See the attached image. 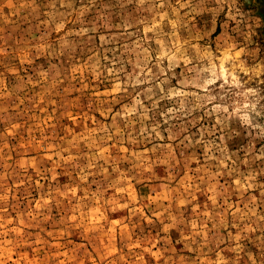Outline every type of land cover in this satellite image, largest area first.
I'll list each match as a JSON object with an SVG mask.
<instances>
[{
  "label": "rangeland",
  "instance_id": "374dc122",
  "mask_svg": "<svg viewBox=\"0 0 264 264\" xmlns=\"http://www.w3.org/2000/svg\"><path fill=\"white\" fill-rule=\"evenodd\" d=\"M0 264H264V0H0Z\"/></svg>",
  "mask_w": 264,
  "mask_h": 264
}]
</instances>
